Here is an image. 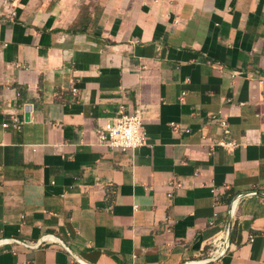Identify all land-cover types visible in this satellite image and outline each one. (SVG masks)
<instances>
[{
  "label": "crops",
  "instance_id": "1",
  "mask_svg": "<svg viewBox=\"0 0 264 264\" xmlns=\"http://www.w3.org/2000/svg\"><path fill=\"white\" fill-rule=\"evenodd\" d=\"M120 104L137 150L97 138ZM228 234L205 264H264V0H0V264H191Z\"/></svg>",
  "mask_w": 264,
  "mask_h": 264
},
{
  "label": "built area",
  "instance_id": "2",
  "mask_svg": "<svg viewBox=\"0 0 264 264\" xmlns=\"http://www.w3.org/2000/svg\"><path fill=\"white\" fill-rule=\"evenodd\" d=\"M73 91L78 92L77 88ZM141 108L134 113H130L125 104H120L116 110L115 116L104 124H99L96 129V135L100 144L107 146L111 150L126 152L129 150H137L146 144V130L143 120V110ZM212 120L217 122L222 129V137L220 139L207 138L213 145H217L228 150H234L239 143L231 137V129L227 118L222 116H213ZM13 125L19 127L21 122L18 117L14 116ZM6 123L5 126H9ZM172 186L180 187V183L172 182ZM172 194L170 193L169 196ZM253 239V237L251 238ZM225 241L216 240L212 248L208 252V257H215L221 254L224 249ZM75 260L81 264L83 262L75 256Z\"/></svg>",
  "mask_w": 264,
  "mask_h": 264
},
{
  "label": "water",
  "instance_id": "3",
  "mask_svg": "<svg viewBox=\"0 0 264 264\" xmlns=\"http://www.w3.org/2000/svg\"><path fill=\"white\" fill-rule=\"evenodd\" d=\"M228 245H229V234L225 240V245H224V249L222 251V254H224L228 248ZM218 256H215V257H209V258H202V259H197V260H194L191 262V264H205L206 262H209L210 260H215L217 259ZM83 264H86V263H83Z\"/></svg>",
  "mask_w": 264,
  "mask_h": 264
}]
</instances>
